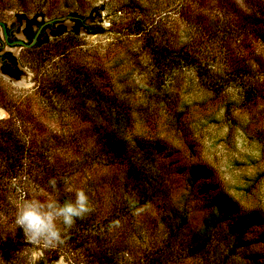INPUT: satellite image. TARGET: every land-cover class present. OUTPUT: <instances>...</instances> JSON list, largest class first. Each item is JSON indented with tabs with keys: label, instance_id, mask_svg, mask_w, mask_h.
Listing matches in <instances>:
<instances>
[{
	"label": "rangeland",
	"instance_id": "374dc122",
	"mask_svg": "<svg viewBox=\"0 0 264 264\" xmlns=\"http://www.w3.org/2000/svg\"><path fill=\"white\" fill-rule=\"evenodd\" d=\"M232 4L237 15H252L264 0H0V20L9 25L15 16L25 14L40 23L57 21L69 34L76 25L72 15L84 19L78 34L68 36L70 43L60 49L62 58L41 62L36 51L16 49L23 63L21 77L17 82L0 81L4 93L0 122L9 118L5 106L15 107L10 111H14L11 118L16 120L13 127L17 130L22 127L16 116L32 113L36 123L23 125L29 134L23 137L36 136L43 144L47 140L46 148L52 151L49 161L59 169L55 191L49 186L50 180L36 185L33 179L31 183L20 178L24 185L13 180L8 182L6 196L1 193L5 199L0 202V264H87L72 250L62 249L58 257L49 258L44 248L26 241L23 230L14 224L25 200L62 196L74 201L76 191L83 190L92 209L85 218L93 215L95 222L97 215L121 211L129 201L124 168L97 165L108 160L96 152L89 138L96 120L89 115L93 99L79 91L76 76L82 72L90 74L94 88L102 85L106 93L112 92L121 101L127 117L115 127L127 146H132L134 138H142L159 142L171 153L147 161L143 158L153 178L155 200L114 226L133 232L127 241L114 238L118 245L120 242L119 257L129 262L134 256H142L149 250L152 236L168 232L169 216L185 219V236L201 227L204 204L187 176V170L196 165L211 170L220 191L243 213L258 211L264 218V100L247 102L242 86H225L223 80L230 69L224 66L226 62L248 59L256 80L252 84L264 89V47L249 35L225 55L205 32L210 23L235 19L233 11L229 14L224 9ZM136 20L144 33L157 41L192 48L221 88L212 89V82L193 69L155 66L145 37L132 28ZM233 39L239 42L242 38ZM61 174L68 180H62ZM58 226L63 228L59 222ZM249 253L264 256V245L252 246L244 255ZM176 264L195 263L185 260Z\"/></svg>",
	"mask_w": 264,
	"mask_h": 264
},
{
	"label": "trees",
	"instance_id": "16d2710c",
	"mask_svg": "<svg viewBox=\"0 0 264 264\" xmlns=\"http://www.w3.org/2000/svg\"><path fill=\"white\" fill-rule=\"evenodd\" d=\"M256 6L254 9L256 11L253 10L252 15L241 12L237 15V12L233 11L236 8L233 4L225 7L224 9L229 14L234 13L235 19L226 20L225 18L221 23L212 25L210 23L205 31L207 37L215 41L214 43L224 50L225 55L235 51L231 50L232 46L235 48L236 45L238 48L239 43L249 35L254 36V39L264 47V5L257 4ZM72 16L75 18L76 25L71 33L66 34L64 29H60L52 35V40L49 41L46 38L45 41L34 46L33 51H36L39 59H43L41 62H44L46 58L53 60L62 58L60 49L63 50L64 46L70 43L71 38L68 36H76L84 26V19L78 17L77 14ZM19 17L24 19L26 15L21 14ZM35 21L36 18L33 17L32 22L38 26ZM132 28L137 30V35L145 37V47L155 66L163 69L177 66L187 67L195 70L199 77L212 82L210 83L212 89L214 87H217L216 90L221 88V85H216L217 82L213 81V77L202 66L199 55L193 53L192 48H176L174 44L163 41V39L157 41L153 35L144 33V29L141 28L137 20L133 23ZM85 29L89 31V28L85 27ZM92 34L96 35L97 32L93 31ZM233 38L242 39L235 42ZM251 63L250 60L243 58H241V63L226 62L224 66L230 69L225 72L226 77L223 80L225 86L230 83L242 86L246 101L254 103L258 99L264 100V89H257L256 84H252V81L256 80L251 76ZM76 77L80 81L79 91L82 94L84 92L89 94L93 99L89 115L95 116L96 123L91 127L89 138L95 145L96 152L106 155L108 160L105 164H103L104 160L97 165L107 169L123 167L126 185L130 188L128 192L130 197L127 205L121 211L110 212L105 217L97 215L96 222L94 216L90 214L87 218L84 216L82 219H77L65 233L63 245L45 249L44 253L49 258L58 257V252L66 249L78 253L77 255L81 256L82 261L87 264H176L185 260H191L195 264H264V256L261 253L244 255L252 246L264 245V218L261 213L258 211L243 213L235 201L220 191L219 185L214 181L213 173L203 165H196L187 170L190 186L196 188L197 194L204 204L205 216L201 227L189 231L185 236L186 228L184 226L182 228V225H185V219L182 216H169L166 221L168 232L152 236V241L148 240L149 250H145L142 256H134L135 258H131L129 262L124 257L123 259L121 256L119 257L120 242L118 245L115 239L127 241L133 232L129 233L126 228L116 230L114 226L119 222L122 223V218L127 214L135 213L143 206L152 205L155 200L152 191L153 178L145 169L146 163L143 158L147 161L154 156L169 157L171 153L159 142L147 141L142 138H134L132 146H127L115 127L119 122H124L127 117L121 101L117 100L112 92L106 93L105 87L102 85L94 88L90 74L82 72ZM0 105L3 106V103L0 102ZM4 108L9 114V118L0 122L1 203L5 199L3 195L7 194L5 192L8 182L17 180L20 181L19 185H24L20 179L22 178L28 182L31 181V183L33 179L34 184L43 185L52 179L57 181V171H59L49 161L52 151L50 148H46L47 140H44L45 144H43L39 143L36 136L30 135L33 138L28 139L23 137V135L29 136L23 130V125H27L29 122L36 123L32 113L25 112V115L16 116L19 126L22 127L21 130H17L13 127L16 120L11 118L14 111H10V108L15 110V107L5 106ZM82 146L84 145L82 144ZM60 177L64 181L68 180L62 174ZM58 200L63 203L71 199L61 196ZM257 231L262 232L256 236L254 233ZM252 235L254 236L252 237ZM45 257L47 256L45 255Z\"/></svg>",
	"mask_w": 264,
	"mask_h": 264
},
{
	"label": "clouds",
	"instance_id": "9594fccd",
	"mask_svg": "<svg viewBox=\"0 0 264 264\" xmlns=\"http://www.w3.org/2000/svg\"><path fill=\"white\" fill-rule=\"evenodd\" d=\"M56 190V180L49 181ZM92 211L89 198L83 190H77L75 200L61 203L54 197L46 200L28 199L18 208L14 224L23 230L26 241L44 249L59 247L65 243V233L77 219ZM59 225H62L61 228ZM118 226V224L116 225Z\"/></svg>",
	"mask_w": 264,
	"mask_h": 264
},
{
	"label": "flooded vegetation",
	"instance_id": "af4514ba",
	"mask_svg": "<svg viewBox=\"0 0 264 264\" xmlns=\"http://www.w3.org/2000/svg\"><path fill=\"white\" fill-rule=\"evenodd\" d=\"M19 16L14 17L15 20L11 25L0 20V81L7 83L17 82L23 72V68L21 67L23 63L19 60V53H17L16 49L20 51L25 50L26 53H33L34 46L37 43L45 41L46 38L52 40V35L60 29H64L65 31L64 26L57 21L56 23L53 21V23L47 24L36 20L37 26L32 22L33 17L26 15L22 19ZM71 18L74 22L75 18ZM18 33L20 37H17ZM1 95L4 96V93L0 84V98H2ZM40 264L47 263L42 262Z\"/></svg>",
	"mask_w": 264,
	"mask_h": 264
},
{
	"label": "water",
	"instance_id": "95a60500",
	"mask_svg": "<svg viewBox=\"0 0 264 264\" xmlns=\"http://www.w3.org/2000/svg\"><path fill=\"white\" fill-rule=\"evenodd\" d=\"M19 44H21V43H19Z\"/></svg>",
	"mask_w": 264,
	"mask_h": 264
},
{
	"label": "bare ground",
	"instance_id": "6f19581e",
	"mask_svg": "<svg viewBox=\"0 0 264 264\" xmlns=\"http://www.w3.org/2000/svg\"><path fill=\"white\" fill-rule=\"evenodd\" d=\"M1 115V114H0Z\"/></svg>",
	"mask_w": 264,
	"mask_h": 264
}]
</instances>
